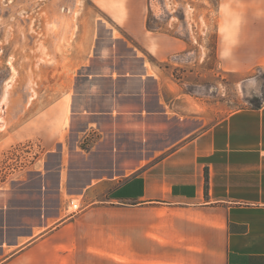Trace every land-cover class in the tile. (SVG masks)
I'll use <instances>...</instances> for the list:
<instances>
[{
  "label": "rangeland",
  "instance_id": "obj_1",
  "mask_svg": "<svg viewBox=\"0 0 264 264\" xmlns=\"http://www.w3.org/2000/svg\"><path fill=\"white\" fill-rule=\"evenodd\" d=\"M173 13L174 0H0V246L8 248L32 228L40 233L55 226L74 211L67 210L71 200L82 209L92 184L108 178L118 184L146 171L256 101L247 84L214 69L211 34L201 33L210 49L206 60L198 56L205 41L193 33V54L162 66L161 105L153 80L90 77L110 67L140 72L129 37L112 19H163L173 31ZM176 30L184 32L178 24ZM110 51L115 57L93 59ZM84 64L88 71H80ZM115 84L147 96L120 97L131 112L115 113L111 98L91 95L93 86L109 92Z\"/></svg>",
  "mask_w": 264,
  "mask_h": 264
},
{
  "label": "crops",
  "instance_id": "obj_2",
  "mask_svg": "<svg viewBox=\"0 0 264 264\" xmlns=\"http://www.w3.org/2000/svg\"><path fill=\"white\" fill-rule=\"evenodd\" d=\"M148 20L112 19L129 37L131 57L141 60L139 73L110 67L90 77L153 80L161 105L167 89L162 66L193 54V33L205 41L198 56L206 60L210 49L201 33L211 34L214 69L247 84L256 101L146 171L118 184L113 178L92 184L79 212L40 233L30 229L8 248L2 244L0 264H264V0H174L173 31L163 19L150 30ZM110 35L120 38L115 28ZM113 57L110 51L93 59ZM91 95L111 98V110L120 114L131 112L120 97L147 93L121 92L115 84L109 92L93 86Z\"/></svg>",
  "mask_w": 264,
  "mask_h": 264
},
{
  "label": "trees",
  "instance_id": "obj_3",
  "mask_svg": "<svg viewBox=\"0 0 264 264\" xmlns=\"http://www.w3.org/2000/svg\"><path fill=\"white\" fill-rule=\"evenodd\" d=\"M158 19H149L148 20V28L150 30H156L159 27H157V25L155 23H157ZM254 104V102H252Z\"/></svg>",
  "mask_w": 264,
  "mask_h": 264
},
{
  "label": "built area",
  "instance_id": "obj_4",
  "mask_svg": "<svg viewBox=\"0 0 264 264\" xmlns=\"http://www.w3.org/2000/svg\"><path fill=\"white\" fill-rule=\"evenodd\" d=\"M74 202H75L74 200H71V201L69 202V206H68V208H67V210H69L70 206L74 208V211H72L71 214H72V213L79 212V211L81 210V206L78 205V204H74Z\"/></svg>",
  "mask_w": 264,
  "mask_h": 264
},
{
  "label": "bare ground",
  "instance_id": "obj_5",
  "mask_svg": "<svg viewBox=\"0 0 264 264\" xmlns=\"http://www.w3.org/2000/svg\"><path fill=\"white\" fill-rule=\"evenodd\" d=\"M8 85V84H7Z\"/></svg>",
  "mask_w": 264,
  "mask_h": 264
}]
</instances>
